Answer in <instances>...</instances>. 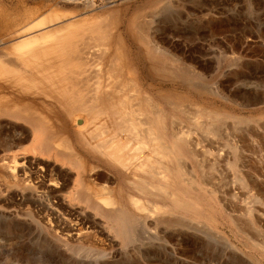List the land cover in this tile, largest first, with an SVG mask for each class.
<instances>
[{"label": "rangeland", "instance_id": "rangeland-1", "mask_svg": "<svg viewBox=\"0 0 264 264\" xmlns=\"http://www.w3.org/2000/svg\"><path fill=\"white\" fill-rule=\"evenodd\" d=\"M56 14L120 21L116 33L126 40L134 70L145 88L154 82L162 94L169 130L187 138L175 146L190 175L177 176L155 207L141 198L150 212L127 204L124 220L107 223L73 202L71 167L33 154L29 143L4 150L13 132L4 125L13 122L3 119L0 264H264V0H0V40ZM140 34L157 51L155 80L142 64L147 47L136 41ZM161 56L170 61L158 62ZM170 68L190 80L169 77ZM201 107L227 116L209 117ZM135 162H126L133 167L128 174L137 172ZM103 168L95 169L107 175L95 180L99 187L122 183L127 190L124 177ZM158 177L146 178L164 185ZM43 183L66 188L56 194Z\"/></svg>", "mask_w": 264, "mask_h": 264}, {"label": "bare ground", "instance_id": "bare-ground-1", "mask_svg": "<svg viewBox=\"0 0 264 264\" xmlns=\"http://www.w3.org/2000/svg\"><path fill=\"white\" fill-rule=\"evenodd\" d=\"M63 18L56 14L33 21L6 36V41L0 40V121L13 122L4 125L13 131L10 141L3 144V140L0 145L9 150L29 143L33 154L71 167L77 176L73 192H69L73 202L107 223L118 224L128 215L129 206L135 212H150L141 198L155 207L158 195L168 193L177 176L190 175L176 152L177 143L186 145L187 138L169 130L159 102L162 94L156 92L154 82L145 88L134 70L126 53V40L121 32L116 33L120 21L117 24L99 17L98 23H88L85 19ZM147 40L143 34L136 39L147 47L142 64L147 76L155 80L157 51L148 46ZM8 44L10 48L2 56ZM159 61L167 64L170 59L161 56ZM175 71L170 68L168 76L190 80L189 75ZM170 97L165 94L161 98L166 102ZM202 110L209 117L223 113ZM90 159L94 162L91 166L87 163ZM133 159L137 172L128 174L133 167L130 164L128 170L126 162ZM19 164L15 158L13 169L7 168L14 173ZM95 165L103 166L118 180L124 177L129 184L127 190L122 183L118 188L99 187L95 180L105 182L107 175L97 172ZM161 175L164 185L155 186L147 180L156 181ZM54 184L43 186L59 194L66 188Z\"/></svg>", "mask_w": 264, "mask_h": 264}]
</instances>
